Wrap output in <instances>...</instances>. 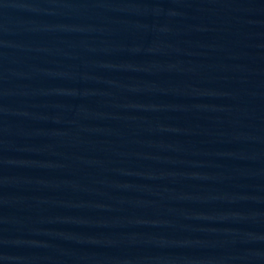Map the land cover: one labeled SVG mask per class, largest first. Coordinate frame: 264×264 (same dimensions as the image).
<instances>
[{
	"label": "water",
	"instance_id": "95a60500",
	"mask_svg": "<svg viewBox=\"0 0 264 264\" xmlns=\"http://www.w3.org/2000/svg\"><path fill=\"white\" fill-rule=\"evenodd\" d=\"M0 264H264V0H0Z\"/></svg>",
	"mask_w": 264,
	"mask_h": 264
}]
</instances>
